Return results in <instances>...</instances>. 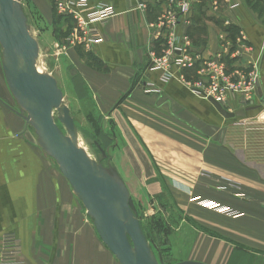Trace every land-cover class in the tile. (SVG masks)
<instances>
[{
	"label": "crops",
	"instance_id": "obj_1",
	"mask_svg": "<svg viewBox=\"0 0 264 264\" xmlns=\"http://www.w3.org/2000/svg\"><path fill=\"white\" fill-rule=\"evenodd\" d=\"M24 1L52 23L49 0ZM89 1L112 5L116 15L99 27L101 43L70 46L62 65L88 140L111 150L102 154L142 205L166 192L175 199L188 246L181 261L264 264V155L245 163L230 154L224 119L210 102L180 82V71L163 83L149 69L171 32L157 27L167 0ZM213 1L220 6L215 15L208 10ZM191 7L176 36H186L204 57L223 53L228 65L254 70L263 103L264 0H193ZM145 84L158 91L145 92ZM19 108L0 47V237L19 239L26 264H119Z\"/></svg>",
	"mask_w": 264,
	"mask_h": 264
},
{
	"label": "water",
	"instance_id": "obj_2",
	"mask_svg": "<svg viewBox=\"0 0 264 264\" xmlns=\"http://www.w3.org/2000/svg\"><path fill=\"white\" fill-rule=\"evenodd\" d=\"M27 29L26 18L16 0H0L2 68L25 122L35 129L40 145L55 160L91 218L99 238L118 263L160 264L143 234L124 183L90 160L73 142L75 126L67 106H63L58 120L69 134H63L55 123L53 110L61 105L63 94L52 76L35 69L38 43ZM206 99L226 119L244 117L259 107L228 111L211 97ZM174 264L202 263L184 260Z\"/></svg>",
	"mask_w": 264,
	"mask_h": 264
},
{
	"label": "rangeland",
	"instance_id": "obj_3",
	"mask_svg": "<svg viewBox=\"0 0 264 264\" xmlns=\"http://www.w3.org/2000/svg\"><path fill=\"white\" fill-rule=\"evenodd\" d=\"M49 1L51 6H53V0ZM16 2L26 18L28 30L30 29L38 43L39 59L41 60L39 65H44V73L52 76L62 91V102L69 108L70 116L75 126L74 140H77L82 148H86L84 150L90 155L92 161L101 166L105 172L118 177V174L112 168L113 166L109 165V159L104 156L108 157L111 150L109 151L108 148L98 149L88 140V135L81 128L83 125V123L81 124V112H76V102L73 98L75 95L74 89H72L74 84L67 77L66 69L62 67V65L67 66V61L69 60L68 48H71V45L65 41L67 33L65 34L62 29L63 24H59L57 17V21L50 23L39 14L33 4H26L24 0H16ZM245 70L248 71L249 69L245 68ZM256 83L257 78L255 82L256 88L254 89L256 94L244 104H239L235 100L222 102L223 108L228 111H236L248 106H259L255 110L248 112L244 117L223 118V147L230 154L234 151L237 156L241 159L243 158L245 163H247L248 158L252 159L264 155V116L260 113L264 112V102H259ZM20 113L22 114L21 109ZM257 119H260L259 123H255ZM55 122L63 134H69L67 128L56 117ZM257 125L258 129L254 131L252 128ZM88 129L90 130V128ZM259 146H261V149H259ZM102 152H104V155ZM249 153L251 154L249 155ZM129 196L133 201L136 217L142 225L147 230L152 231L155 228V230H158L155 234V240L152 238V242L155 244L148 242L153 256L160 264L180 262V259L185 257L186 247L188 246H185L183 239V214L179 213L175 208V199L166 192L157 200L150 197L147 198L146 204L142 205L140 200L138 201L135 197H132L130 193ZM177 228H179L178 232H176Z\"/></svg>",
	"mask_w": 264,
	"mask_h": 264
},
{
	"label": "built area",
	"instance_id": "obj_4",
	"mask_svg": "<svg viewBox=\"0 0 264 264\" xmlns=\"http://www.w3.org/2000/svg\"><path fill=\"white\" fill-rule=\"evenodd\" d=\"M192 2L193 0H167V9L158 18L157 27L171 28V32L165 39L162 54L151 57L149 69L159 71L160 80L163 83L175 77L174 70L180 71V82L187 89L204 98L211 97L221 106L225 100H235L239 104H244L256 94L254 89L257 73L254 70L246 71L245 68L228 65L223 59V53L204 57L190 44L186 36L178 37L174 33L173 29L181 16L190 13ZM53 5L56 14L62 17L63 29L70 26L65 41L71 46L80 43L84 47H89L101 43L103 37L99 27L108 23L116 15L112 5L93 4L89 0H53ZM208 10L213 15L218 14L220 12L218 2H211ZM184 71H194L195 76L186 79L182 74ZM143 90L158 91L147 84L144 85ZM259 121L260 119H257L255 123ZM252 129L257 131L258 125ZM234 195L244 198L240 194L234 193ZM199 203L222 210L217 205H211L205 201H199ZM0 264H26L21 260L19 239L12 233H4L0 237Z\"/></svg>",
	"mask_w": 264,
	"mask_h": 264
},
{
	"label": "bare ground",
	"instance_id": "obj_5",
	"mask_svg": "<svg viewBox=\"0 0 264 264\" xmlns=\"http://www.w3.org/2000/svg\"><path fill=\"white\" fill-rule=\"evenodd\" d=\"M28 30V29H27ZM28 32H29V34H30V36L32 37V38H34L33 37V34L30 32V29L28 30ZM40 59H39V52L37 53V57L35 58V61H34V66H35V69L39 72V73H41V74H45L44 73V68H43V66L44 65H39V63H40ZM20 66H21V64H20ZM47 75V74H46ZM48 76H50V75H48ZM63 106H65L64 105V103L63 102H61V105L58 107V108H56V109H54L53 110V118H54V120H55V117L56 118H58V117H61L62 116V108H63ZM55 116V117H54ZM56 123V122H55ZM58 126V125H57ZM59 127V126H58ZM72 140H73V142L79 147V148H82L81 147V145H80V143L79 142H77V140H74V138L72 137ZM83 150L84 149H86V148H82ZM85 151V150H84ZM85 153H87L86 151H85ZM87 156L89 157V159L90 160H92L91 159V157H90V155L87 153Z\"/></svg>",
	"mask_w": 264,
	"mask_h": 264
},
{
	"label": "trees",
	"instance_id": "obj_6",
	"mask_svg": "<svg viewBox=\"0 0 264 264\" xmlns=\"http://www.w3.org/2000/svg\"><path fill=\"white\" fill-rule=\"evenodd\" d=\"M52 1V0H51ZM52 9H53V12H54V17H53V22L57 21L56 17L59 19V24L62 23L63 24V20H62V17L57 15L56 14V11H55V8H54V5L52 6ZM56 19V20H55ZM70 27V26H69ZM69 27H67L66 29H63L65 31V34L68 32L69 30ZM140 222V221H139ZM140 226H141V229L143 231V234L145 235L146 239L148 242H151V243H154L152 242V238L155 240L156 236L155 234L158 232V230H155L153 229L152 231L151 230H147L143 225L142 223L140 222ZM160 232V231H159ZM159 237V236H158ZM159 243V242H158ZM155 244V243H154Z\"/></svg>",
	"mask_w": 264,
	"mask_h": 264
}]
</instances>
